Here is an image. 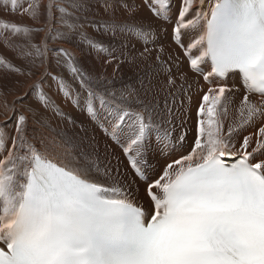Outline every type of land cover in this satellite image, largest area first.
<instances>
[{
  "label": "snow or ice",
  "instance_id": "6c2138e0",
  "mask_svg": "<svg viewBox=\"0 0 264 264\" xmlns=\"http://www.w3.org/2000/svg\"><path fill=\"white\" fill-rule=\"evenodd\" d=\"M195 4L180 0L170 37L206 85L194 147L178 158L189 117L168 103L171 78L117 94L85 67L119 59L105 38L147 40L142 10L168 24L171 0H30L23 12L39 27L0 21V36L22 34L12 47L25 65L0 59V70L31 79L13 101L14 133H0V264H264V0ZM230 75L244 95L225 131ZM53 119L73 132H57ZM247 127L256 131L241 140Z\"/></svg>",
  "mask_w": 264,
  "mask_h": 264
},
{
  "label": "bare ground",
  "instance_id": "6f19581e",
  "mask_svg": "<svg viewBox=\"0 0 264 264\" xmlns=\"http://www.w3.org/2000/svg\"><path fill=\"white\" fill-rule=\"evenodd\" d=\"M29 2H30V0H24V4L20 6L19 11H12L11 8L10 9L8 8L9 9L8 10L9 13H7L8 16L5 17L4 16L5 13H2L4 15L1 14L0 18L2 16H4L3 18L6 19L4 21H8L7 19H9V20H11V23L13 21V22L19 23L21 26H32L34 23L33 20L30 18V16L27 13L23 12V7H26ZM128 2L131 3V0H128ZM136 2L139 3V0H136ZM171 3H172V17H173V19L168 24L161 25L158 21H156L155 19L150 17V14L147 12L146 9L142 10L140 12V16L137 17V19L143 18L146 21V24H145L146 30L149 27L152 29L149 38L153 39L156 43L154 45H149L152 49H149L148 52H145V48L143 49V46H142L144 43L139 41V38L135 37L134 41H133V40H130V38H133V36L118 35L115 38V40H112L111 43L113 44L114 51L116 53V56L119 57V59L113 60L112 63L104 65L103 68L101 67L100 64H95L94 62L92 63V66L96 67L97 71H99L101 68L102 71L104 70V74L108 75V74H112V73L115 74L116 72H119L118 76H120L121 75L120 72H122L123 69L125 70L124 73L127 75L126 72L128 71V68L130 66L127 68L126 65H128V64L125 62L128 60L130 50H133V51L138 52L140 54L146 55L149 58L150 57H152V58L157 57V55L160 56V59L162 57L164 59L170 58L171 69H173V75H172L171 79L174 81L173 85L171 86V90H174L177 88L179 89L181 86L180 83H182L183 86L185 87L186 91L188 92L186 95H190V93H191L192 96L191 97L188 96L189 97V114H188V117L191 120H193L195 118L196 108L199 105L201 96L206 91V85H205V82H204L202 76H196L194 73H192L190 71V68L188 66V60H187V57L184 56L183 49L178 47L170 38L171 37V30L175 24V18L178 14L177 9H178L180 0H171ZM198 6H199V0H196V4L194 5V7H198ZM204 7L206 9L207 5L205 4ZM1 9H3V7ZM100 11H102V13H103V9H100ZM118 16L121 20L128 19L127 14L123 11V9H121V11L118 13ZM189 18H191V17H189ZM35 27H39V25H35ZM196 34L197 33L194 30L190 29L188 31V37L186 39V43L188 42V40L194 38ZM42 35H43V33L36 34V36L38 37L37 42L39 41L40 37H42ZM4 37H5L4 35L0 36V40L1 41L5 40V42H7L6 43L7 54L10 58H12L13 54H14V48L12 47V45H14V43H16V42H13L12 40L6 41V38L4 39ZM21 38H22V36H21ZM22 39L20 41L23 42ZM129 40L131 41L130 43H129ZM19 42H17V43H19ZM19 44H21V42ZM54 45L61 46V44H59V43H56ZM49 46H53V45L49 44ZM63 46L69 47L68 45L67 46L63 45ZM117 48H118V50H117ZM4 52H5V50H4ZM0 54H3V53L0 52ZM7 54H6V56H7ZM194 54H198V53H194ZM130 56H131V54H130ZM131 57H129V58H131ZM1 58H2V56H1ZM90 59L96 60L94 58H90ZM133 59L134 58H132V60ZM135 59L137 60V58H135ZM141 59L143 60V58H141ZM8 60L9 59H7V61ZM19 61H21V60H19ZM16 63H18V62H16ZM100 63L101 64L103 63L102 60H100ZM128 63H129V65L132 64L131 62H128ZM133 63H135V62H133ZM145 63H147V61ZM19 64H20V62H19ZM20 65H22V64H20ZM89 65H90V63H89ZM135 67H136V64H135ZM146 67H148V66H146ZM130 68H129V73L132 72L130 70ZM133 71H136V70H133ZM124 77H126V76H124ZM168 79L169 78H163L162 81L167 82ZM18 80L19 79H18L17 75H9L7 72L0 70V133H7L8 135H12L14 133V124H15L16 116L13 115V112H12L13 101L16 99L17 96L23 95L25 90L28 88V85L31 83V80L29 79L30 81L29 82L27 81V83L24 84L23 87H19L18 83H16V81H18ZM131 80L133 81V79H131ZM23 81H25V80H23ZM23 81L20 80L19 83L22 84ZM224 84L227 87L232 88L235 91V95L233 98V104L230 105L229 108L231 111L230 113L233 112V114H234L233 116L239 117V114L236 111V109L239 107L240 101L242 100L243 95H244L243 85L239 81V79L235 76H230ZM115 87H116V85H115ZM54 88H55V86L53 85V89ZM19 89H21V90H19ZM46 90H47V88H46ZM173 92H175V91H173ZM54 98H56V97H54ZM252 99L255 100L256 102H259V99L253 95H252ZM60 102L62 103V101H60ZM5 104H7V107H5ZM28 104H34V101H33L31 94L28 95L27 98L25 99V105H28ZM62 106H63V109L65 112L72 113V114L76 115L78 117V120H80L81 116L79 115V112L77 110L73 109L70 104H68V105L62 104ZM20 111H22L21 105L19 103L15 104V112L19 113ZM9 116H11V119H7ZM188 122L190 123L191 121H188ZM52 127L57 132H59L61 130V128H63L65 131L69 132V134H71L73 132V129L71 128V126H68V125H59L58 126V123L55 119H53V121H52ZM254 130H256V129L253 127H247L246 129H243L241 131L240 139L242 140L243 135L253 134ZM225 131H226V129H225ZM177 132H176V134H178ZM253 140H255V136H253ZM253 146H254V143H253ZM187 147L188 146L187 145L185 146L183 143V147L179 148L178 152L174 153V155H176L178 158L180 154H186L188 151ZM2 151H3V149H0V152H2ZM259 158H260L259 154H257L256 160L258 161ZM254 162H256V161H254Z\"/></svg>",
  "mask_w": 264,
  "mask_h": 264
},
{
  "label": "rangeland",
  "instance_id": "374dc122",
  "mask_svg": "<svg viewBox=\"0 0 264 264\" xmlns=\"http://www.w3.org/2000/svg\"><path fill=\"white\" fill-rule=\"evenodd\" d=\"M17 3H18V6L20 7L21 5H23L24 4V0H17ZM3 7V9H1ZM8 8L10 9L11 8V3H10V0H9V4H8ZM8 9V10H9ZM2 10V11H1ZM6 11L5 9H4V5H3V0H0V16H1V14L2 13H5V15L4 14H2V15H4L5 17L6 16H8V14L7 13H9V11ZM100 13L102 14V11H100ZM7 14V15H6ZM4 16H2L1 18H0V21H4V20H6L5 18H3ZM3 18V19H2ZM97 18H100L99 16L97 17ZM106 18V17H105ZM8 21H4V22H9V23H11V20H9V19H7ZM12 23H15V24H17V25H20L19 23H17V22H13L12 21ZM21 26V25H20ZM32 27H35V24L33 23V25H32ZM88 31H92L91 29H88ZM4 39L6 38V41L7 40H12L13 42H16V43H14V44H16V45H18L20 42L21 43H23L22 41H20L22 38H21V36H22V34L20 35V36H18V37H15V36H13V37H9V34L8 33H5L4 34ZM11 38V39H10ZM15 38V39H14ZM17 38V39H16ZM134 36H133V38H130V40H133L134 41ZM106 40H109V42L111 43L112 42V40L111 39H109V38H105ZM20 42H19V41ZM23 40V39H22ZM37 40H38V37L36 36V42H37ZM129 40V43L131 42ZM139 41H141L142 43H144L142 46H143V49L145 48V47H147L148 49H152L149 45H154V44H156L155 43V41L153 40V39H151V38H148L147 39V41L146 40H142V39H139ZM144 41V42H143ZM17 42H19V43H17ZM6 43L7 42H5V40H0V52L1 53H3V54H0V59H5V60H7V59H9L8 61L9 62H13V64H15L16 66H21V67H24L25 65L23 64V59L19 56V54L14 50V54H13V57L12 58H10L9 56H8V54H7V45H6ZM50 45H53V46H50L51 48H59V47H61V46H56V45H54V44H56V43H54V42H52L51 40H49V42H48ZM147 44V45H146ZM146 45V46H145ZM55 46V47H54ZM65 46H67V45H65ZM145 46V47H144ZM5 50V52H4V50ZM3 50V51H2ZM117 50H118V48H117ZM119 53V52H118ZM6 54H7V56H6ZM130 54H131V56H130ZM134 54V55H133ZM115 55H116V53H115ZM141 55V56H140ZM1 56H2V58H1ZM143 56V57H142ZM146 55H142V54H140V53H138V52H135V51H133V50H130L129 51V56H128V60L125 62V63H127L128 65H126L127 66V68L129 67L130 68V70L132 71V72H130L129 73V68H128V71L126 72L127 73V75L124 73V69L122 70V72H120L121 73V75L120 76H118V74H119V72H116L115 74L114 73H112V74H105L107 77H108V79H110L111 81H112V83H111V85H110V87L112 88V89H115L116 91H117V94H119V90H121V89H126V88H134V89H137V90H141L142 89V86H154V87H156V88H159V87H161L162 85H164L165 83L167 84V82H164V81H162V79L163 78H171L172 77V75H173V69H171V63H170V58L169 59H164L163 57L160 59V61H157L156 60V57H154V58H152V57H145ZM129 57H131V58H129ZM145 57V58H144ZM132 58H137V60L135 59H133L132 60ZM141 58H143V60L141 59ZM13 60V61H12ZM19 60H21V61H19ZM131 60V61H130ZM150 60V61H149ZM90 61V62H89ZM147 61V63H145ZM16 62H18V63H16ZM19 62H20V64H22V65H20L19 64ZM88 62V63H87ZM86 62V64H85V67H88L89 68V71H95V72H97V73H99V72H101L102 70H101V68H100V70L99 71H97V68L96 67H94V66H92V63L94 62L95 64H100L101 65V63H100V60H92V59H88V61ZM99 62V63H98ZM113 62V61H112ZM128 62H131L132 64L131 65H129V63ZM133 62H135V63H133ZM89 63H90V65H89ZM140 63V64H139ZM145 63V64H144ZM135 64H136V67H135ZM92 68H91V67ZM146 66H148V67H146ZM133 68V69H132ZM91 69V70H90ZM133 70H136V71H133ZM150 72H149V71ZM103 72H104V70H103ZM18 76V81H20V80H25V81H23L22 82V84H20V83H18V85H19V87H23V85L24 84H26L27 83V81L29 82L31 79L30 78H28L27 76H19V75H17ZM115 76V77H114ZM123 76V77H122ZM124 76H126V77H124ZM122 77V78H121ZM138 77V78H137ZM21 78V79H20ZM136 78V79H135ZM30 79V80H29ZM131 79H133V81L131 80ZM121 80V81H120ZM135 83V84H134ZM120 84V85H119ZM165 84V85H166ZM181 84V86H180V88L178 89H174V90H171L172 92L173 91H175V92H173V94H174V97L173 96H168L167 97V100H168V103H169V105L170 106H172V108H173V111H177V110H179V112H186L187 113V115L189 114V97H191L192 95H191V93H190V95H186L185 93H188L187 91H186V89H185V87L183 86V84L182 83H180ZM115 85H116V87H115ZM119 85V86H118ZM139 85V86H138ZM122 87V88H121ZM119 88V89H118ZM118 89V90H117ZM19 90H21V89H19ZM18 90V91H19ZM30 95V94H29ZM189 96V97H188ZM164 101H165V96L164 95H161V96H159V103H160V105L161 106H163V104H164ZM231 111H230V108L228 109V113H227V118L226 119H224V124H225V129H227V126H228V124L229 123H234V122H236L238 119H239V117H236V116H233L234 114H233V112L232 113H230ZM80 115V114H79ZM82 117V116H81ZM80 117V120H83L84 118L82 117L81 118ZM188 121H191L190 123L189 122H187V124L185 125V128L187 129V136H186V140L184 141V145L186 146H188L187 147V149H188V151H187V153L186 154H188L190 151H191V148L192 147H194V123H195V118L193 119V120H191L190 118L188 119ZM176 124H177V135H179L180 134V128H179V124H180V121L179 120H177L176 121ZM85 126H89L87 123H85ZM129 126H130V123H129ZM256 130H254L253 132H255ZM98 134V136H100L101 137V139H102V134L101 133H97ZM192 141V142H191ZM193 144V145H192ZM227 158H229V157H227Z\"/></svg>",
  "mask_w": 264,
  "mask_h": 264
}]
</instances>
